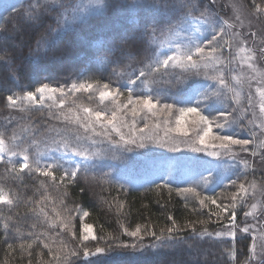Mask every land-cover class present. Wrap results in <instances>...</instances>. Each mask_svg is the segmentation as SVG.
Wrapping results in <instances>:
<instances>
[{"label": "trees", "instance_id": "obj_1", "mask_svg": "<svg viewBox=\"0 0 264 264\" xmlns=\"http://www.w3.org/2000/svg\"><path fill=\"white\" fill-rule=\"evenodd\" d=\"M77 1L49 0L47 5L42 4L40 11L44 7L48 10L33 22H27L26 9L35 0H21L16 6L4 8L0 13V25L3 26L0 27V57H4L0 60V139L10 143L18 153L16 158L0 164V190L7 192L13 201L11 204L0 203V264H62L56 257H63L68 249L80 251L72 264H234L231 259L233 240L214 236L220 231L219 225L231 217L233 203L235 212L240 214L241 211L242 200L238 195L233 202L230 183L214 195L219 204H212L206 199L201 205V198L189 195L185 198L178 194L173 179L134 185L130 180L121 178L120 175L126 172L125 167L98 158L87 171L81 170L74 182L60 181L64 169L74 164L58 156L51 160L56 176L47 177L30 168L19 170L20 156L31 153L35 162L40 156L36 149L44 148L41 146L44 138L54 140L47 133L48 128H55L54 124L63 120L84 118L88 115L85 108L93 110L101 104L100 91L129 93L131 85L126 86L128 74L133 70L138 74L145 65L160 58L165 52L166 41L171 37L173 39L179 29L175 24L181 11L165 9L164 6L185 2L104 0L103 8L98 12H91L75 23L65 25L61 14L64 8L74 6ZM244 1L251 10L258 12L264 23V0ZM187 2L198 6L192 10V15L208 10L211 19L222 24L217 14L219 11L226 20L222 6H218L216 12L208 6V0ZM150 5H156L159 11ZM255 6L261 10L257 11ZM215 26L219 28L221 25ZM124 34L135 37L126 49L131 51L132 58L123 56L119 64L109 63L103 55L104 50L115 47L116 55L120 56L119 38ZM221 42L226 43L222 38ZM63 64L65 67L60 68ZM163 73L161 69L160 73L149 74L132 87V95L154 94L177 103L176 99L183 96L185 88L197 79L194 71L185 72L179 66L169 65L167 74ZM177 76L181 78V83H177ZM77 82L93 83L94 89L69 91L71 84ZM105 83L110 85L108 89L103 88ZM44 84L64 86V94L58 97L45 94L43 101L39 99V94L31 102L22 99L29 91L34 92ZM9 95L17 100L13 106L8 104ZM230 99L226 105L231 103L234 112L236 108ZM59 130L56 127L52 132L58 135L61 134ZM83 137L87 140L93 138L88 135ZM28 140L36 142L32 145L27 143ZM104 173L108 175L104 176ZM130 177L133 179L132 175ZM224 207L230 211L224 212ZM85 212L88 215L85 216ZM169 217L174 218L181 228L185 221H209L205 226L196 225L197 231L207 227L213 236L195 237L190 229H183L176 236V246L196 245V257H193L194 252L185 255L187 249L184 253L175 246L170 250L152 248L151 245L156 244L154 237L144 235L142 241H137L124 232V228L131 231L141 225L150 226L159 235L161 228L171 226ZM241 217H238L239 223ZM256 220L264 236V204L257 212ZM5 224H8L7 229ZM86 224L92 226L97 237L102 238L99 246L106 249L104 253L83 256L80 243ZM239 234L237 259L239 264H246L245 258L251 254L252 238ZM122 243H137L138 246L135 249L121 248L119 245ZM140 243L145 247L140 248ZM22 244L24 248L20 247ZM29 244L31 248L27 247ZM84 244L93 251L97 246L96 241ZM156 256H163V259H154Z\"/></svg>", "mask_w": 264, "mask_h": 264}, {"label": "rangeland", "instance_id": "obj_2", "mask_svg": "<svg viewBox=\"0 0 264 264\" xmlns=\"http://www.w3.org/2000/svg\"><path fill=\"white\" fill-rule=\"evenodd\" d=\"M20 2L21 0H0V13L4 8L14 7ZM89 2L90 0H83V3ZM77 3L78 1L76 4ZM103 5L104 0H100V3L95 6V10H89L83 13L82 18L89 15L91 12H98L103 8ZM208 6L213 10L215 9L216 12L218 6H222L224 17H226V21L228 24H231L232 27H228V25L224 24V32L221 33L220 37H217V42L212 46L205 47L206 59L201 61L202 66L199 68L198 73H194L197 79L185 88L183 96L176 99L177 103L150 94L153 95L155 99H159L161 104H173V115L166 117L164 114H157L154 116L147 110L139 111V109L137 110V114L133 115L131 111L133 105L128 104L127 100L129 93H121L116 100H103L92 112L103 111L106 115L110 116L113 111H116L117 125L126 137L131 134L134 126L137 138H139L140 135H151L154 139L164 140L166 138L165 133L167 129L175 128V118L176 115H178L176 109L185 106H196L195 100L199 98L198 93L211 89H216L220 92L219 97H212L207 105H201L203 114L209 116V119L214 121V133L232 135L234 138L251 140L252 142L247 145V151H244L240 146H234L233 151L235 156L221 155L219 157L209 156L207 152H195L191 147L186 146L185 141L190 142L195 140L196 131H199V129H197L196 131L190 130L187 137L180 133H169V136L174 137L178 142L177 151H172L171 146H162L161 144L147 142V146L144 148L130 145L129 150L118 153L117 158H112L111 155H109L98 159L112 161L115 164L121 165L122 168L125 167L126 172L122 173L120 176L122 179L130 180L134 185H142L155 180L167 182L173 179L178 188L189 186L197 187L200 193L199 198L201 199L206 197L215 199L214 195L216 192L229 184L230 180H235L237 182L235 185H229L231 186L233 195L237 198L238 195H240V199L242 200V205L240 207L241 211L240 214L235 212L234 228L229 218L228 221L219 225V232L225 233V235L221 237H230L231 240H233L231 259L234 261V264H239L237 259V240L240 237L239 233H241L242 236H251V252L253 244L257 245L258 252L260 250V245L264 244V236L256 220L257 212L261 210L264 204V145L261 143L264 141V110H262V105H264V52L261 51L264 49V23L258 12L251 10L244 0H208ZM217 14L222 19V22L225 21L219 11ZM237 15L240 17L239 20L236 19ZM192 16L199 17L200 14L197 13ZM217 30H219L218 27ZM234 33H239V36L233 35ZM253 33H255L254 36L252 35ZM213 34L212 28L203 18L200 22H197L190 17L185 25L179 27L178 31L173 36L174 38L171 39V37L166 41V45H164L166 47L165 52L160 56V59H164L166 55H170L172 51L177 48L187 50L190 41L192 43L199 42L204 45L207 40L212 38ZM221 38L223 40L225 39L226 43L221 42ZM213 47L217 49L216 52H212L211 49ZM194 59L199 58L194 56ZM204 64H207V67H204ZM63 67H65V64L60 65V68ZM221 77L226 82L225 86H220L218 83ZM187 81L189 80L187 79ZM79 83L85 82H77V84ZM107 91L116 92L114 90ZM132 92L134 91L132 90ZM45 94L49 95L48 93ZM59 95L61 96V94L57 92L49 96L58 97ZM132 96L133 98L135 97V95ZM188 99H191L193 103H187ZM229 99L233 102L234 108H236L234 112L232 111L233 108L231 107V103L226 105ZM105 101L111 102L106 105ZM60 104L62 105L63 103L61 102ZM124 105H127V107L125 108ZM207 108H209L208 111ZM220 111H227L231 114L229 119L232 123L225 128L215 127L216 124L223 123L222 120L217 119V114ZM87 117L88 115L84 118H74L73 120L69 119L55 123L54 125L60 129L59 131L61 134L58 133L57 135L52 132L56 127L52 129L48 128L47 133L54 140L66 139L71 144H77L76 138L80 137L81 140L79 143L87 145L89 140H87V137H83L87 135L93 137L91 139L94 140H104L102 135H100L104 131L109 132L114 140H119V135L111 126H108L107 129L101 127L100 124L95 122L94 117L92 118V127L85 128L83 125L88 123ZM187 119L191 122L194 117L189 116ZM165 120H167V123H165ZM145 123L150 126L149 130L141 134L139 129L144 128ZM157 125H159V127H156ZM93 128H95V131L92 130ZM44 134L46 135V133ZM44 139L45 142L41 145L44 146V148L36 149L37 152H40V156L35 162L32 159L31 153L26 154L29 158L30 169L35 170L36 167L44 169L46 165H51V160L55 156L63 158L71 164L79 163L82 159L71 152L65 153L63 150L57 151L53 144L54 140ZM35 142L36 140H28L27 143L33 145ZM102 146L106 147L107 144L105 143ZM209 150H211V148ZM14 152L17 153L14 151L13 146L4 141L3 151H0V157H2V159H0V164L9 159L16 158L18 155H12ZM253 152L256 153L255 156ZM23 156L19 157L21 163L23 162ZM243 160L248 161L249 167L245 168L242 166L240 162ZM93 162L94 160L88 163L90 165ZM48 170L53 172V165H51ZM39 173L43 174L42 171ZM209 173H211V178L207 184L196 183L200 180L201 176H209ZM130 175L133 176L134 180ZM53 176H56V174H53ZM252 182H255V187L251 186ZM241 183L245 185L247 189L246 192L241 193L239 191V185ZM3 194L9 198L7 192L3 191ZM189 196L193 197L192 195ZM216 203L219 204V202ZM253 204L257 205L255 210L251 207ZM249 212L252 214L246 215V213ZM239 216H242L241 223L238 222ZM85 226L90 225L86 224ZM245 227L249 229L246 233L243 231ZM230 230L235 231L236 235L234 237L227 235V232ZM92 231L94 234L93 228ZM176 247L180 250H184V253L187 249L188 252L186 251L185 255H191V252H194L193 257L198 255V248L196 245L194 246L193 243H189L187 246L175 245L174 248ZM250 257L251 254L248 258H245L246 264L252 262ZM154 259H163V256H156Z\"/></svg>", "mask_w": 264, "mask_h": 264}, {"label": "snow or ice", "instance_id": "obj_3", "mask_svg": "<svg viewBox=\"0 0 264 264\" xmlns=\"http://www.w3.org/2000/svg\"><path fill=\"white\" fill-rule=\"evenodd\" d=\"M49 3V0H35V3L31 5L28 9H26V15H27V22H33L37 19H39L40 15L43 14V11H47V7L43 8V11H40L42 4L47 5ZM100 3V0H90L89 3H83V0H78V3L75 6L66 7L64 8L62 15V18L64 20L65 25H71L75 23L76 20L82 19V14L89 11V10H95V6ZM152 8H154L156 11H159L156 5H150ZM7 7V6H6ZM165 9H177L181 11V16L179 20L176 22L175 27H181L183 23L186 22L187 17H192L197 22H200V20L203 18V20L212 28V32L214 33L212 35V38L210 40L206 41V44L202 45L199 42L192 43L189 42V46L187 47V50H181L177 48L176 50H173L170 55H166L164 59H160L157 57L152 63H149L145 65V67L141 70H139V73L137 74L136 70H133L132 73L129 75V80L127 81L126 86H136L138 82H142L143 79H146L147 76L151 73H160L161 69L164 70L163 74H167V69L169 65H172L173 67L179 66L180 69L187 72L189 70H192L194 72L198 73L199 68L202 66L201 61H204L206 59V53H205V47L212 46L217 42V37L221 36V33L224 32V27L222 25L226 24L228 27H232L231 24H228V22L225 20L222 22H216L213 21L209 15L208 10L202 11L200 13L199 17L192 16V10L196 9L198 6L195 3H190L185 0V2H179V3H172L170 6L165 5ZM257 8V11H260L261 9L259 6H255ZM187 9V11H185ZM236 19L239 20V15L236 16ZM220 24L219 30H217V27L215 25ZM0 27H3L0 25ZM233 35L239 36V33H234ZM253 36L255 33L252 34ZM134 36H129L127 34H124L120 36L119 38V45L121 48L120 56L116 55L117 49L115 47L109 48L104 50L103 55L105 58L108 59L109 63L119 64L121 57L127 56L129 59L132 58L131 51L126 50L129 47V42L134 41ZM212 52H216V48L211 49ZM264 52V49L261 50ZM194 56L198 57L199 59H194ZM4 57H0V60H3ZM154 65V66H153ZM204 67H207V64L203 65ZM116 75L123 76L124 73H114ZM134 77V78H132ZM177 83H181L182 80L179 76L176 77ZM171 83V81H169ZM220 86H225L226 82L221 77L218 81ZM99 85L97 84L96 87ZM110 85L108 83L103 84L104 89H108ZM94 89L93 83H72L69 91L75 92V91H91ZM64 86L60 87H50L48 84H44L38 88L35 89L34 92L29 91L26 95V97H23L22 99H26L29 102L35 99L36 94H39V99L43 101L45 99V93H48L49 95L59 92L61 95L64 94ZM129 95L127 97L128 104L133 105L131 111L133 115L137 114V110L144 111L147 110L148 112L152 113V115L157 114H164L166 117L171 116L174 114V105L164 103L161 104L159 102V99H155L153 95H137L133 98L132 96V87L128 88ZM121 93L117 90L116 92L113 91H100V99L107 100L112 99L116 100L118 96ZM220 92L216 89L206 90L204 92L198 93V99L195 100L196 106H185L180 107L176 109L178 112V115H176L175 118V128H168L165 133V139L159 140L154 139L151 135L145 136L140 135L139 138L136 136V130L133 126V130L131 134L126 137L124 133L121 132L120 127L117 125V112L113 111L110 116L106 115L103 111H95L92 112L91 109L85 108L84 111L88 114L87 120L88 123L84 124L83 126L85 128L92 127L94 117L95 122L100 124L101 127L107 129L108 126H111L112 129L115 130V132L119 135V140H114L111 136V134L107 131H104L100 135H102L105 139L104 140H94L89 138V143L87 145L79 143L81 140L80 137H77V144H71L66 139H59L54 140L53 144L55 145V149L57 151L63 150L65 153L71 152L75 156L81 157L79 163H75L73 167L64 169L63 175L60 177V181L67 183V182H74L78 176V173L81 172V170L87 171L89 169V161H93L97 158H104L106 156L111 155L112 158H117L118 153H122L124 151L129 150L130 145H135L139 148H144L147 146V142H153L157 144H161L162 146H171L172 151L178 150V142L174 137L169 136V133L175 132L180 133L183 136L187 137L190 130L196 131L199 129V131H196V138L192 141H185L186 146L191 147L193 151L195 152H207L209 156L219 157L221 155H229V156H235V153L233 151L234 146H240L244 151H247V145H249L252 141L248 139H239L234 138L232 135H220L218 133L213 132V124L214 121L212 119H209V116L204 115L203 111L201 109V105H207L209 100L212 97H219ZM155 99V102H154ZM7 101L9 106H13L17 103V100L13 99L12 95L7 96ZM187 103L191 104L193 101L191 99H188ZM126 108L127 105H124ZM262 110H264V105H262ZM230 113L227 111H220L217 114V119L222 120L223 123H218L215 125L216 128H225L227 127L232 121L229 119ZM193 116L194 119L191 120V122L188 121L187 117ZM165 123H167V120H165ZM149 125L145 123L144 128L139 129V132L141 134L147 132L149 130ZM156 127H159L157 125ZM95 131V128L92 129ZM15 138V137H14ZM107 144L106 147H103L102 145ZM262 145H264V141L261 142ZM3 145L4 141L0 139V151H3ZM100 145V146H98ZM211 148V150H209ZM12 155H18V153H12ZM253 155L255 156L256 153L253 152ZM2 159V157H0ZM243 167L247 168L249 167L248 161L243 160L240 162ZM29 158L25 154L23 156V162L19 165V170L23 171L24 169L29 168ZM51 167V165H46L44 169H41L40 167H36V171L40 172L42 171L44 176L47 177H53V172L49 171L48 169ZM15 165H13V171H15ZM104 176H107V173L103 174ZM211 178V173H209V176H201L200 180L196 183L198 184H207ZM230 184L235 185L237 182L235 180H230ZM167 186V185H164ZM252 187H255V182H252ZM123 187V186H121ZM158 187H160L158 185ZM178 194L185 196L187 198L188 195H192L196 198L200 197V193L197 190V187L195 186H189L185 188H177L175 190ZM239 191L241 193L246 192L247 189L245 188V185L241 183L239 185ZM236 196L233 195L232 200L235 202ZM205 199L211 200L212 204H216V200L211 197H206L204 199H200V204L203 205L205 203ZM0 202L11 204L13 201L5 196L3 194V190H0ZM217 207H221V205H217ZM252 209L255 210L257 208L256 204H253ZM235 203L232 205L231 209V217L230 220L232 222V227H235ZM224 212L230 211L228 207L223 208ZM252 213H246V215H251ZM84 215H88V213H84ZM218 215V214H217ZM171 220V226L165 228H161L159 230V235H157L156 231L151 230L150 226H141L137 225L133 230L129 231L127 228H124V232L130 236L135 238L137 241H142L144 238V235H149L155 238L156 244L151 245L152 248H166V249H172L176 241V236L178 233L183 231V229H190L191 234L195 237H210L213 236V233L209 232L207 227H202L200 231H197L196 225L205 226L209 223L208 220L204 219H198L196 221H185L183 228L175 221L174 218L169 217ZM66 227V225H65ZM4 228H8V224L4 225ZM243 231L246 233L249 231L247 227L243 229ZM222 235H225V233L216 232V237H221ZM228 236L234 237L236 235L235 231H228ZM102 239L101 237H97L93 234L91 226H85L84 234L81 237V243L80 248L82 249V254L85 257H89L95 254L104 253L106 249L104 247L99 246V240ZM86 241H96L97 246L95 247L94 251L87 246H85L84 242ZM137 243L132 244H120L119 247L121 248H137ZM11 248L12 246L9 245ZM21 248H24V245L22 244L20 246ZM27 247L31 248L32 245L29 244ZM45 247H48L47 244H45ZM140 248H144L145 246L140 243ZM80 255V251L78 249H68L64 252L63 257L57 256L56 259L62 261V264H72V260L74 257ZM250 259L255 262V264H264V244L260 245L259 252L257 251V245H252V252Z\"/></svg>", "mask_w": 264, "mask_h": 264}]
</instances>
